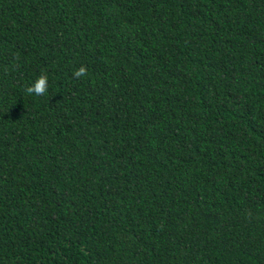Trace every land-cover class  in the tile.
<instances>
[{
    "label": "trees",
    "instance_id": "16d2710c",
    "mask_svg": "<svg viewBox=\"0 0 264 264\" xmlns=\"http://www.w3.org/2000/svg\"><path fill=\"white\" fill-rule=\"evenodd\" d=\"M0 264H264V0H0Z\"/></svg>",
    "mask_w": 264,
    "mask_h": 264
},
{
    "label": "clouds",
    "instance_id": "9594fccd",
    "mask_svg": "<svg viewBox=\"0 0 264 264\" xmlns=\"http://www.w3.org/2000/svg\"><path fill=\"white\" fill-rule=\"evenodd\" d=\"M88 75L86 66L81 65L73 72V78L80 79ZM48 76L44 73L39 75L31 86L24 89L26 95H34L37 97H43L48 92Z\"/></svg>",
    "mask_w": 264,
    "mask_h": 264
}]
</instances>
